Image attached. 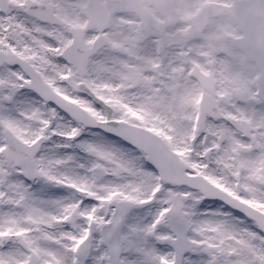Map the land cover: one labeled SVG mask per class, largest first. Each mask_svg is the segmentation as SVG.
I'll return each instance as SVG.
<instances>
[{
    "label": "snow or ice",
    "instance_id": "obj_1",
    "mask_svg": "<svg viewBox=\"0 0 264 264\" xmlns=\"http://www.w3.org/2000/svg\"><path fill=\"white\" fill-rule=\"evenodd\" d=\"M0 264H264V0H0Z\"/></svg>",
    "mask_w": 264,
    "mask_h": 264
}]
</instances>
